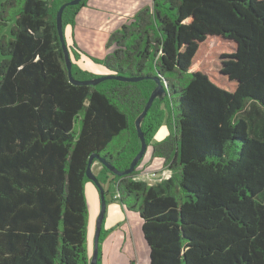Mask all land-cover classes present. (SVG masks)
<instances>
[{"label": "trees", "instance_id": "obj_1", "mask_svg": "<svg viewBox=\"0 0 264 264\" xmlns=\"http://www.w3.org/2000/svg\"><path fill=\"white\" fill-rule=\"evenodd\" d=\"M67 1L1 4L0 264H90L89 159L130 166L157 80L166 95L142 129L171 177L138 179L142 159L123 176L101 164L99 181L112 174L125 210L139 212L151 264H264V0H154L100 62L137 80L96 85L69 78L57 25ZM86 2L65 8L64 36ZM164 122L170 135L152 144Z\"/></svg>", "mask_w": 264, "mask_h": 264}, {"label": "crops", "instance_id": "obj_2", "mask_svg": "<svg viewBox=\"0 0 264 264\" xmlns=\"http://www.w3.org/2000/svg\"><path fill=\"white\" fill-rule=\"evenodd\" d=\"M154 0H87L81 7L74 21L65 25V37L70 47L71 57L76 69H84L96 76L107 74L100 63L108 54V41L111 34L124 24L129 23L141 9L151 6ZM165 131L157 132L156 136H165ZM167 134V133H166ZM153 139L152 144L160 139ZM152 145L137 167V178L157 183L150 174L157 172L164 177L171 175L170 169L165 170L164 159L152 155ZM98 175L102 170L100 162H94L92 169ZM114 176L109 174L104 185L107 199L104 235L101 243V264H151L149 248L144 242L139 229V222L127 212L120 202L109 196L110 182ZM90 184V185H89ZM92 202L95 210H101L100 191L94 182H89ZM108 194V195H107ZM107 196H109L107 198ZM144 240V241H143ZM90 258L94 245H88Z\"/></svg>", "mask_w": 264, "mask_h": 264}, {"label": "water", "instance_id": "obj_3", "mask_svg": "<svg viewBox=\"0 0 264 264\" xmlns=\"http://www.w3.org/2000/svg\"><path fill=\"white\" fill-rule=\"evenodd\" d=\"M81 1L82 0H69V1L65 2L64 4H62L61 7L59 8L58 12H57V25H58V30H59L62 46H63L64 52H65V59H66V64H67V68H68V75H69L71 82L74 84H80V85H84V84L96 85V84H99V83H101L105 80H108V79H117V80H123V81H136L137 80L136 78L126 77V76L116 75V74H105V75L93 77L90 79H84V80H80V79H77L74 77L73 71H72L73 60L71 57L70 48H69V46L65 40V36H64L63 14H64V10L67 6L78 5ZM165 95H166V90H165L164 85L161 83V81L157 80V86L152 91L151 96H150L144 110L138 116V118L136 120V127H137L138 135H139V138L141 141V149L138 152V154L133 158L130 166L127 169L119 170L112 163L108 162L104 157H101L99 155L93 154V155H91V157L89 159V163H88V167H87V176L98 187V189L100 191V197H101V210H100L99 216L97 218L96 234H95V240H94L95 241L94 251H93V254H92V257L90 260V264H98L99 248H100V236L102 233V227H103V223H104L105 215H106V210H107V199H106L105 187L101 184L97 175L95 174V172L92 169L94 161H95V159L99 160V162L102 165H104L113 174H115L117 176H123V175H127V174L134 172V170L138 166L139 162L145 156V154L148 150V147H149L148 143L146 142V137H145V134H144L143 129H142L143 121L146 118L149 110L153 106L154 101L157 98L163 99L165 97Z\"/></svg>", "mask_w": 264, "mask_h": 264}, {"label": "rangeland", "instance_id": "obj_4", "mask_svg": "<svg viewBox=\"0 0 264 264\" xmlns=\"http://www.w3.org/2000/svg\"><path fill=\"white\" fill-rule=\"evenodd\" d=\"M4 1H6V0H0V10H1V4L4 2ZM61 1H64V0H61ZM14 23H15V18H13L9 23H8V25L3 29V33L4 34H7V35H10L11 34V29H12V27H13V25H14ZM1 59H2V57L0 56V64H1ZM176 97H177V94H173V99H175V101H176ZM170 103V110H171V108H172V106H171V101L169 102ZM164 108V107H163ZM171 113L173 114V112H172V110H171ZM162 131H165L166 133H165V136L164 137H162L161 135L160 136H156V140L157 139H160V140H162V139H165V138H167L169 135H170V132H171V126L169 125V124H167L166 122H164L161 126H160V128H159V132L160 133H162ZM93 171H95V168H94V170ZM108 181V180H107ZM107 184V183H106ZM90 185V184H89ZM89 185H87V187H86V193H87V199H88V209H89V225H88V227H89V234H88V245L90 246V245H94V243H95V234H96V223H97V218H98V216H99V213H100V210H99V212H98V210H95V208H94V206H93V202H92V194H91V191H90V186ZM110 185V192H109V196L110 195H112V194H114V193H116V187H115V185L114 184H109ZM108 195V194H107ZM109 196H107V198L109 197ZM134 217H136L137 218V220H138V222H139V229H140V232H141V234H142V219H141V216H140V214H139V212L137 211V210H131V211H129ZM104 228H105V224H104ZM142 236H143V234H142ZM144 238V237H143ZM145 240V239H144ZM143 240V241H144ZM144 242H146V241H144ZM101 246V245H100ZM94 251V250H93Z\"/></svg>", "mask_w": 264, "mask_h": 264}, {"label": "built area", "instance_id": "obj_5", "mask_svg": "<svg viewBox=\"0 0 264 264\" xmlns=\"http://www.w3.org/2000/svg\"><path fill=\"white\" fill-rule=\"evenodd\" d=\"M165 168H166V167H165ZM167 169H168V168H166L165 170H167ZM170 172H171V170H170ZM171 175H172V172H171ZM171 175H170L169 177H164L163 175H160V174H158L157 172H153L152 174H150V177L153 178L154 180H156V182H160V181H162V180H164V179H168V178H170ZM114 198H115V199H119V194H118V193L115 194V195H114Z\"/></svg>", "mask_w": 264, "mask_h": 264}]
</instances>
